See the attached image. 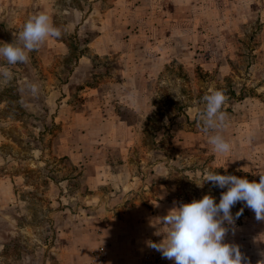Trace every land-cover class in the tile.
<instances>
[{"label":"rangeland","instance_id":"374dc122","mask_svg":"<svg viewBox=\"0 0 264 264\" xmlns=\"http://www.w3.org/2000/svg\"><path fill=\"white\" fill-rule=\"evenodd\" d=\"M39 12L61 38L0 83V264H174L148 246L163 238L156 217L205 194L219 203L227 189L205 183L208 171L256 181L264 172V0H0V44ZM84 85L112 104L123 91L138 95V119L115 106L140 133L127 153H65L63 128L88 98ZM215 89L228 96L227 154L198 119ZM77 123L85 133L97 119ZM95 163L110 170L85 183ZM241 208L225 240L264 264V220L243 202L234 217Z\"/></svg>","mask_w":264,"mask_h":264},{"label":"clouds","instance_id":"9594fccd","mask_svg":"<svg viewBox=\"0 0 264 264\" xmlns=\"http://www.w3.org/2000/svg\"><path fill=\"white\" fill-rule=\"evenodd\" d=\"M60 28L56 27L46 12L33 14L23 25V30L16 34L11 42L0 44V83L13 79L9 66L27 63L30 53L38 50L49 38L59 39ZM7 65V66H5ZM33 93L38 92L35 84L31 85ZM228 101L226 92L215 89L203 97L204 107L198 113L202 130L209 133V143L219 154L232 150L231 142L223 132L227 127L228 115L224 105ZM208 171L203 179L213 186L226 191L221 192L219 203L211 194L191 202H174L166 215L156 217L158 223L154 235L162 236L159 242L149 241L148 246L161 253L165 259L174 264H251L236 243L226 242L228 225H234L243 208L233 216L231 209L238 202L255 213V218L264 220V172L255 173L259 180L247 177ZM205 183H197L203 187ZM158 206V205H157ZM162 229V230H161Z\"/></svg>","mask_w":264,"mask_h":264},{"label":"crops","instance_id":"0c3cea01","mask_svg":"<svg viewBox=\"0 0 264 264\" xmlns=\"http://www.w3.org/2000/svg\"><path fill=\"white\" fill-rule=\"evenodd\" d=\"M76 88L79 90L81 87L77 86ZM83 88L84 90H88L86 92L88 98H86L84 103L81 104L83 106L82 110L80 109L73 112V123L68 127L63 128L64 139L62 140V146L67 147L65 153H70V155H73V157L79 161L88 160L86 157L91 154L90 149L92 146H95V149L93 150L98 152L110 148L116 150L118 153H127L128 149L125 148L126 145H128L130 141L139 140L140 133L135 129V123L130 124L116 112L115 106L121 105L125 109L132 110L138 119L142 116L140 114V100L138 95L135 98V95H133V97L129 92L125 93L123 91V93L119 94L121 96L120 102H118V104H112L106 99L104 90H99L97 87L87 85H84ZM91 93L93 94L92 96ZM80 111L85 112V115L87 116L84 118L79 117L81 115ZM89 115L95 116L97 123L86 124L85 127L87 132L83 133V127L77 122L79 120L83 121V119H87ZM92 130H95L94 133ZM93 135H96L94 139L93 137L91 138ZM68 136H70L72 143ZM82 137H85V140L83 141L84 143L80 142L82 141ZM94 141L98 144H95ZM105 164V166L98 163L94 165L92 176L89 177L85 183L94 185L100 184L102 177L100 169H104L105 171L103 172L110 170V165L107 163Z\"/></svg>","mask_w":264,"mask_h":264}]
</instances>
